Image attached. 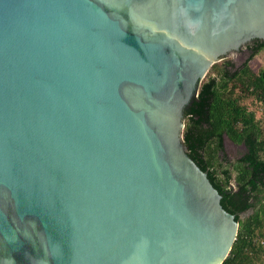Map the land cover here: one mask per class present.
Here are the masks:
<instances>
[{"label": "water", "instance_id": "obj_1", "mask_svg": "<svg viewBox=\"0 0 264 264\" xmlns=\"http://www.w3.org/2000/svg\"><path fill=\"white\" fill-rule=\"evenodd\" d=\"M255 40L264 0H0V264H223L185 112Z\"/></svg>", "mask_w": 264, "mask_h": 264}, {"label": "trees", "instance_id": "obj_2", "mask_svg": "<svg viewBox=\"0 0 264 264\" xmlns=\"http://www.w3.org/2000/svg\"><path fill=\"white\" fill-rule=\"evenodd\" d=\"M255 42L238 68L228 58L214 64L209 74L216 75H207L185 112L183 140L188 155L208 172L222 196V207L239 223L237 239L223 264H264V114L257 118L229 93L233 83V91L240 88L264 106V68L257 74L250 68L264 42ZM225 137L245 148L238 159L227 156Z\"/></svg>", "mask_w": 264, "mask_h": 264}, {"label": "rangeland", "instance_id": "obj_3", "mask_svg": "<svg viewBox=\"0 0 264 264\" xmlns=\"http://www.w3.org/2000/svg\"><path fill=\"white\" fill-rule=\"evenodd\" d=\"M248 57V54H244L242 57L237 55H232L228 59L234 62L235 68H238ZM250 68L254 73H259L261 69L264 68V50L261 51L251 62ZM209 74V73H208ZM216 75V74H209ZM207 77V76H206ZM233 83L229 85V93L235 97L240 98V103L245 105L249 111H255L257 118H261L264 114V106L257 101L253 96L248 94H243L240 88H236L234 91L232 89ZM263 125V123H261ZM225 152L231 160H236L245 152V148L242 145H236L228 138L225 140Z\"/></svg>", "mask_w": 264, "mask_h": 264}, {"label": "flooded vegetation", "instance_id": "obj_4", "mask_svg": "<svg viewBox=\"0 0 264 264\" xmlns=\"http://www.w3.org/2000/svg\"><path fill=\"white\" fill-rule=\"evenodd\" d=\"M257 42H255V41H253V42H251L250 44H248L246 47H244V48H242L241 50H240V52L238 53V57L240 58V57H242L244 54H248L249 55V45H251V46H253V45H255Z\"/></svg>", "mask_w": 264, "mask_h": 264}]
</instances>
